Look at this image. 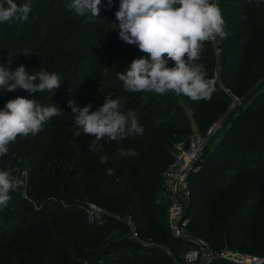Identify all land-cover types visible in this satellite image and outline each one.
<instances>
[{
    "label": "rangeland",
    "instance_id": "1",
    "mask_svg": "<svg viewBox=\"0 0 264 264\" xmlns=\"http://www.w3.org/2000/svg\"><path fill=\"white\" fill-rule=\"evenodd\" d=\"M16 2L30 3L31 11L27 21L0 24V66L13 71L22 64L33 74L41 70L54 72L60 76L61 86L54 95L48 91L29 94L24 90L8 92L0 88V109L8 100L22 96L34 98L42 106L53 103L63 113L44 123L35 136H18L9 145L8 154L0 157V169L10 167L13 175L23 181L10 193L7 206L0 207V264H88L106 254L110 263L118 258L117 264L127 262L122 260L125 254L144 260L163 258L171 264H189L186 254L194 245L191 238L186 237L189 242L181 239L188 245L174 243L163 231V214L153 215V219L160 218L161 226L145 230L152 222L143 216V211L151 207L152 197L139 189L138 164L144 156L142 134L129 135L123 140L105 137L98 142L102 145L98 151L88 147L95 137L74 135L75 117L68 101L73 100L80 107L91 103V110L95 111L105 95L127 98L121 111H134L144 130L163 118L173 119L178 122V136L191 137L202 133L207 125L218 123L221 127L210 139L208 152L224 137L236 140L239 145L233 149V158L226 168L229 175L220 180L219 187L225 190L224 200L232 196L240 198L239 216L231 221L243 235L235 243L216 247L207 239L197 238L205 241L212 252L228 248L245 260L237 263L218 258L198 259L195 264H212L217 260L264 264L261 261L264 260V61H258L254 53L264 44V0H243L242 9L233 7L237 0H214L222 15L225 9L235 10L236 16L242 18V35L237 42L243 49L227 57L217 40L205 42L197 63L204 66L207 78L215 83L210 98L198 101L185 95L128 92L123 88L116 73L126 71L133 59L145 54L119 38L118 26L113 23H118L115 12L120 0H113L111 8L108 0H101L99 17H92L91 13L76 14L67 7L71 0ZM24 50L32 54L25 55ZM68 56L71 59L66 62ZM234 60L245 72L240 95L224 82L227 62ZM167 66L173 67L174 62L169 61ZM128 149L137 154L121 155V150ZM101 156H107V162L100 163ZM115 183L121 189L125 212H118L113 205L95 196L96 192L112 190L105 185ZM83 187L88 188L90 195L79 200L76 193ZM63 189L67 190L70 200L64 198ZM76 201L83 205V223L75 217L78 215ZM90 203L100 208L93 223L87 211ZM159 205L166 208L162 203ZM165 215L168 220L167 212ZM106 218L120 221L127 230L121 227L113 230L104 237L105 245L99 247L95 243L97 233L90 231V227L103 225ZM129 219L142 224L139 233L134 222L139 234L137 239L132 238L126 224ZM86 226H90L88 231ZM87 234L93 235L86 237ZM189 236L195 237L190 232ZM249 249L263 254L254 257ZM147 250L157 255L147 254Z\"/></svg>",
    "mask_w": 264,
    "mask_h": 264
},
{
    "label": "clouds",
    "instance_id": "2",
    "mask_svg": "<svg viewBox=\"0 0 264 264\" xmlns=\"http://www.w3.org/2000/svg\"><path fill=\"white\" fill-rule=\"evenodd\" d=\"M113 0H108L111 8ZM101 0H71L67 7L83 16L91 13L99 17ZM31 11L30 3L18 4L16 0L0 3V24H11L13 20L27 21ZM119 38L128 45H135L145 56L135 58L126 71L116 75L128 92L185 95L193 101L210 98L214 81L207 78L201 53L205 42L225 39L226 22L221 8L214 0H120L115 12ZM31 55L28 50L22 51ZM169 61L174 62L168 67ZM61 86L58 74L41 70L30 73L24 65L13 71L0 66V88L8 92L24 90L29 94L48 91L55 94ZM127 98H112L105 95L100 107L92 111V104L80 107L69 100L68 107L74 115V135L95 137L88 146L92 151L102 148L98 142L123 140L129 135L142 134L136 113L121 111ZM55 104L42 106L36 99L17 96L0 109V157L9 152V145L18 136L38 134L44 123L62 114ZM128 149L121 155H136ZM107 156L100 157V163L107 162ZM111 172V170H109ZM23 184L13 175V169H0V207H6L10 193Z\"/></svg>",
    "mask_w": 264,
    "mask_h": 264
},
{
    "label": "trees",
    "instance_id": "3",
    "mask_svg": "<svg viewBox=\"0 0 264 264\" xmlns=\"http://www.w3.org/2000/svg\"><path fill=\"white\" fill-rule=\"evenodd\" d=\"M242 1L243 0H237V3L233 7L242 9L245 5ZM236 13L237 11L235 10L225 9L223 11V18L226 22L225 31L228 32L229 35L225 39L217 38L221 49L224 52V56L227 57L230 56V54L243 49V45L239 44L237 39L242 35L241 28L244 24L242 18L237 17ZM254 53L259 58L258 61H264V44L254 50ZM67 59L66 62L71 59V56H68ZM226 68L228 69L225 70V84L229 86L236 95H240L241 85L245 75L244 69L236 60L227 62ZM168 112H172V109H168ZM210 126L211 124L207 125L202 134H204ZM178 129V122L173 119L163 118L161 121L156 122L154 126L146 128L142 133L140 139L144 156L138 164L140 175L139 189L142 194L152 197L151 207L145 212L143 211V216L149 217L152 222L149 224L148 228H145V230L162 225L160 218H158L159 220L153 219V215H155L156 212H160L163 214L161 218L165 220L163 231L167 232L169 238H171L174 243L188 245L189 243L171 236L168 227V220L165 215L166 208L157 203V197L163 189V173L174 160L173 151L175 145L190 139V136H178ZM238 145L239 144L236 140L231 139L230 137H224L212 151L208 152L207 146L200 167L190 175L189 179L192 191V198L187 211L190 220L189 231L195 237L207 239L213 247H216L217 245L222 246L224 243H235V240L237 241L238 238L243 235L235 226L234 222L231 221V218L239 216L238 204L240 203V198L232 196L227 200H224L222 196L225 194V190L219 187L220 180L226 179L229 175L226 168L230 165V161L233 158V149L238 147ZM56 183L62 189L59 181ZM118 185L119 184L116 183L107 184L105 187H111L112 190L107 188L108 190L96 192L95 196L97 199L113 205L118 212H125V205L123 204L124 198ZM62 192L64 198L70 200L67 197V190L63 189ZM88 194V188L83 187L79 189L76 196L77 199L81 200ZM202 200L205 202L201 204ZM81 204V201H76L75 203L78 211V215H75V217L83 223L84 219L82 218V215L84 210H82L81 207L83 205L81 206ZM134 222H136L140 233L141 222ZM88 227L90 226L85 227L86 231H88ZM119 227H121V230H127L126 226L120 221L114 218H106L103 225L91 226L90 228L92 229L90 231L97 233L96 237L98 238L95 240V243L101 247L105 245L104 237L109 236L113 230H117ZM92 235L93 234H87L86 237ZM124 245L127 247L126 244ZM150 251L151 250H147L146 253L148 254ZM150 253L152 254V252ZM249 253L254 257L263 254V252L254 249H249ZM106 255H101L100 258L93 259L88 262V264H117V262H119L117 258L110 263V258ZM152 255L156 256L157 254L153 253ZM124 259L127 261L125 264H171L168 259L151 258L150 260H144L140 256H128L127 254L122 258V260ZM212 264L234 263L217 260Z\"/></svg>",
    "mask_w": 264,
    "mask_h": 264
},
{
    "label": "built area",
    "instance_id": "4",
    "mask_svg": "<svg viewBox=\"0 0 264 264\" xmlns=\"http://www.w3.org/2000/svg\"><path fill=\"white\" fill-rule=\"evenodd\" d=\"M218 41V39H217ZM221 126L218 123L211 125L204 134L194 133L188 141L180 142L175 145L173 151L174 160L163 173L162 187L157 203L166 206L168 216V227L172 237L176 239L191 238L193 247L186 254V261L195 264L198 259L212 261L213 259H224L232 262L245 260L237 253H233L228 248L219 252L208 250L207 243L200 238L189 236L188 208L192 198L190 188V175L201 165L204 152L210 139ZM90 223L96 220L100 214V208L95 203L88 205ZM126 224L131 230L132 238L139 237L138 230L134 222L129 219ZM256 260L254 259L253 262ZM262 262L264 260H261ZM257 262V261H256Z\"/></svg>",
    "mask_w": 264,
    "mask_h": 264
}]
</instances>
